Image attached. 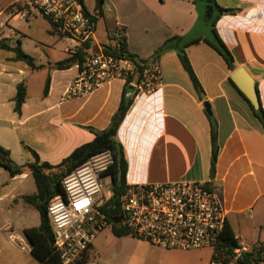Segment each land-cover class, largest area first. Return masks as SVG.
I'll list each match as a JSON object with an SVG mask.
<instances>
[{
  "label": "crops",
  "instance_id": "obj_1",
  "mask_svg": "<svg viewBox=\"0 0 264 264\" xmlns=\"http://www.w3.org/2000/svg\"><path fill=\"white\" fill-rule=\"evenodd\" d=\"M17 1L0 0L5 7ZM82 4L96 17L92 52H104L114 30L121 29L129 53L155 58L159 64V86L151 94L135 96L118 128L127 159V184L205 181L219 196L240 250L254 248L259 241L244 243V233L251 230L252 210L264 199V132L229 78L236 68L244 67L255 81L264 110V0H101L100 16L96 0H82ZM217 7L231 11L219 14ZM212 29L233 57L232 71L205 40L213 41ZM0 35L4 38L0 49L8 52L0 59V145L19 165L29 159L23 144L42 161L58 164L93 139L87 127L102 130L108 126L125 84L113 79L87 95L65 98L77 69H55L54 65L68 56L69 40L37 12L25 21L10 19L6 27H0ZM26 39L41 41L42 57L23 49ZM192 39L198 40L186 45ZM16 47L23 53L20 58ZM181 52L201 93L183 68ZM20 82L25 84L26 96L16 113L13 99ZM212 125L217 148L214 170ZM29 178L28 171L11 176L0 166V250L11 246L8 235H12L31 254L23 235V229L30 226L16 230L5 217L10 215V205L24 202V195L35 192V184L32 192L24 190ZM115 237L130 238L124 264H209L213 252L211 248L164 249L131 235ZM99 254L93 241L84 264Z\"/></svg>",
  "mask_w": 264,
  "mask_h": 264
},
{
  "label": "built area",
  "instance_id": "obj_2",
  "mask_svg": "<svg viewBox=\"0 0 264 264\" xmlns=\"http://www.w3.org/2000/svg\"><path fill=\"white\" fill-rule=\"evenodd\" d=\"M34 12L70 41L65 49L68 55L84 52L72 65L77 73L66 87L65 98L87 95L113 79L128 83L141 95L151 94L159 86L157 59H150L138 75L130 59L86 48L91 45L94 24L80 0H19L9 7L0 2V27H6L10 19L25 21ZM122 36L121 29H115L110 48L119 49ZM3 39L0 35V45ZM113 162L108 149L90 156L61 179L63 195L49 200L53 246L62 264L79 259L91 248L96 234L112 221L103 207L112 195L107 171ZM119 211L118 223L132 237L164 249H213L226 221L219 196L205 181L127 184L119 198Z\"/></svg>",
  "mask_w": 264,
  "mask_h": 264
},
{
  "label": "trees",
  "instance_id": "obj_3",
  "mask_svg": "<svg viewBox=\"0 0 264 264\" xmlns=\"http://www.w3.org/2000/svg\"><path fill=\"white\" fill-rule=\"evenodd\" d=\"M82 2V0H80ZM219 14L229 12L231 10L217 7ZM96 13L97 16L102 14L101 0H96ZM93 24L96 22V17L90 14ZM214 39L210 41L205 39L207 43L212 45L225 59L229 70L235 68L234 60L231 53L224 46L222 41L217 36L214 29H212ZM198 39H192L186 43V45L197 42ZM2 45V44H1ZM90 48L89 44H86V48ZM17 57L23 56L22 51L16 47L14 48ZM104 53L109 55L124 56L130 59L134 65L136 72L140 75L142 69L147 65L149 60L141 59L137 55L129 53L126 48L125 36L120 39V48L112 49L106 47ZM83 53L74 55H68L65 59L57 62L54 65L55 69H66L71 67L76 62L82 59ZM28 58V57H27ZM179 58L183 65V68L189 75L194 88L198 93L202 92L198 80L196 79L189 61L186 55L181 52ZM32 68H37L31 64ZM230 83L235 87L237 92L247 102L254 116L259 121L261 128L264 132V110L260 106L258 110H254L249 100L243 94V92L236 86V84L229 78ZM47 79L44 86L43 93L46 94L48 89ZM26 96V87L24 82H20L16 85V94L13 99L14 111L20 112L21 105L23 104ZM134 99V92L128 83H125L120 103L116 111L112 114L109 124L102 130H96L91 127H87L93 134V139L89 142L83 143L73 149L66 157H64L58 164L51 165L45 161H42L39 155L32 148L27 145H22L23 150L29 156V159L22 164H16L11 158L9 151L0 145V166L9 171L11 176L28 171L35 184V192L32 194L24 195L23 201L32 206L39 215V224L37 226H30L23 229V235L29 245L31 254L39 260L42 264H62L59 253L54 249L52 227L47 215V205L50 199L57 195H63L61 187V179L69 174L74 168L83 164L90 156L97 154L106 149L110 150L113 156V164L108 168L107 174L110 177V184L112 187V195L106 201L103 211L107 214L109 219L117 218L119 216V198L125 189L126 172H127V159L123 146L118 140L117 132L118 128L123 121L127 111L129 110ZM216 137V131L214 126L211 127V141H212V160L211 170H214V165L217 156V148L214 145ZM112 233L115 236L130 235L129 231L120 223L108 221ZM238 239L228 224L225 221L223 230L218 238L216 245L213 248L211 261H215L219 264H258L264 260V240L257 246L248 250H240ZM88 251H85L79 259L72 264H84L86 262ZM210 261V262H211ZM210 264V263H209Z\"/></svg>",
  "mask_w": 264,
  "mask_h": 264
},
{
  "label": "rangeland",
  "instance_id": "obj_4",
  "mask_svg": "<svg viewBox=\"0 0 264 264\" xmlns=\"http://www.w3.org/2000/svg\"><path fill=\"white\" fill-rule=\"evenodd\" d=\"M36 38H41V35H35ZM34 38V37H33ZM23 49L38 58L43 56L45 49L41 41L36 39H26ZM38 54V55H37ZM8 52L0 49V59L7 56ZM155 89V88H154ZM134 92L135 96L141 95V93ZM28 187V191H27ZM24 190L26 192H32L34 190V183L32 177L24 184ZM9 202L6 204L8 207ZM11 204V203H10ZM10 215H5L7 222L11 221L14 224V229L20 230L22 226H34L39 224L38 212L29 204L25 202H19L9 206ZM252 227L250 231L244 233L246 241L244 243L256 242L257 247L264 240V199L259 201L250 214ZM9 231H7L8 234ZM10 234V233H9ZM11 246L5 245L0 250V264H41L39 260L34 258L26 247L22 248L19 241L15 240L12 235H8ZM94 244L100 248L101 254L95 255L91 258V262L88 264H124L127 260V254L129 253L128 242L130 238H117L112 235L109 226L102 229L96 234L94 238ZM234 264V263H233ZM258 264H264V260Z\"/></svg>",
  "mask_w": 264,
  "mask_h": 264
},
{
  "label": "water",
  "instance_id": "obj_5",
  "mask_svg": "<svg viewBox=\"0 0 264 264\" xmlns=\"http://www.w3.org/2000/svg\"><path fill=\"white\" fill-rule=\"evenodd\" d=\"M230 78L249 100L252 108L254 110H258L260 103L256 91L255 81L253 77L247 72V70L244 67H238L232 71ZM204 106L208 110V103H204ZM111 220L115 223L119 222L118 218H112Z\"/></svg>",
  "mask_w": 264,
  "mask_h": 264
}]
</instances>
